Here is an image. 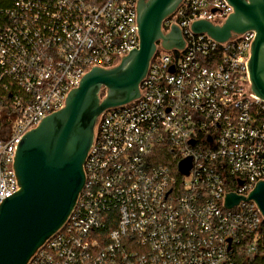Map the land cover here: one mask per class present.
<instances>
[{
    "label": "built area",
    "instance_id": "built-area-1",
    "mask_svg": "<svg viewBox=\"0 0 264 264\" xmlns=\"http://www.w3.org/2000/svg\"><path fill=\"white\" fill-rule=\"evenodd\" d=\"M136 2L0 0V203L16 191V144L44 111L60 110L92 66L138 49ZM231 13L225 0H182L164 19L185 48L160 53L158 43L145 93L102 113L76 205L27 264H241L253 253L264 218L225 197L264 181V102L246 70L254 32L220 44L189 29Z\"/></svg>",
    "mask_w": 264,
    "mask_h": 264
},
{
    "label": "water",
    "instance_id": "water-1",
    "mask_svg": "<svg viewBox=\"0 0 264 264\" xmlns=\"http://www.w3.org/2000/svg\"><path fill=\"white\" fill-rule=\"evenodd\" d=\"M232 13L212 25L195 20L189 29L224 44L243 33L254 32L246 63L251 95L264 102V0H225ZM182 0H137L135 8L138 49L120 58L117 66H92L65 97L63 107L39 121L16 144L12 171L16 191L0 203V264H27L36 251L54 235L73 211L85 184L83 165L93 146L102 113L139 100V90L156 45L165 51H183L181 30L170 23L163 33L162 22ZM158 49V50H159ZM104 91V97L100 94ZM244 96V95H242ZM190 159L178 165L187 176ZM252 201L264 218V181L259 180L247 198L229 193L225 206Z\"/></svg>",
    "mask_w": 264,
    "mask_h": 264
},
{
    "label": "trees",
    "instance_id": "trees-1",
    "mask_svg": "<svg viewBox=\"0 0 264 264\" xmlns=\"http://www.w3.org/2000/svg\"><path fill=\"white\" fill-rule=\"evenodd\" d=\"M104 97V91L101 92L100 98ZM8 96L0 90V109L4 100H7ZM2 102V103H1ZM260 238L255 244V250L253 253L241 257V264H264V222L261 224L259 230Z\"/></svg>",
    "mask_w": 264,
    "mask_h": 264
},
{
    "label": "rangeland",
    "instance_id": "rangeland-1",
    "mask_svg": "<svg viewBox=\"0 0 264 264\" xmlns=\"http://www.w3.org/2000/svg\"><path fill=\"white\" fill-rule=\"evenodd\" d=\"M158 49H159V48H158ZM158 49H157V51H159L160 53H163V52H164V53H168V52H165L164 50H161V49L158 50Z\"/></svg>",
    "mask_w": 264,
    "mask_h": 264
}]
</instances>
